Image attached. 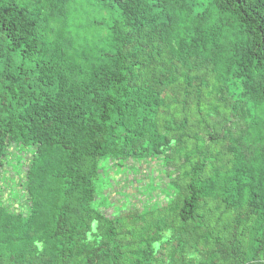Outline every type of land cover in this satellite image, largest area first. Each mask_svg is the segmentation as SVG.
I'll use <instances>...</instances> for the list:
<instances>
[{
    "label": "trees",
    "instance_id": "obj_1",
    "mask_svg": "<svg viewBox=\"0 0 264 264\" xmlns=\"http://www.w3.org/2000/svg\"><path fill=\"white\" fill-rule=\"evenodd\" d=\"M24 151L0 264H264V0H0V171ZM147 156L166 203L107 214Z\"/></svg>",
    "mask_w": 264,
    "mask_h": 264
},
{
    "label": "rangeland",
    "instance_id": "obj_2",
    "mask_svg": "<svg viewBox=\"0 0 264 264\" xmlns=\"http://www.w3.org/2000/svg\"><path fill=\"white\" fill-rule=\"evenodd\" d=\"M141 140L145 137L141 136ZM16 146L8 147L6 158L13 160L18 156L15 151ZM24 151V161L21 163L22 169H16L15 165H6L0 171L2 182L0 183V202L8 204L10 209L26 211L30 200L27 196L26 170L29 164V154ZM114 161V160H112ZM126 167L128 171L115 174L111 185L104 189L108 195L111 205L105 207L107 214L114 210V205L128 203V207H143L151 205L155 201L161 204L166 203L163 189L166 187L168 178L164 177L161 169L164 168L161 159H152L147 156L145 159H127ZM111 173L113 172L110 170ZM153 185V188H149Z\"/></svg>",
    "mask_w": 264,
    "mask_h": 264
}]
</instances>
